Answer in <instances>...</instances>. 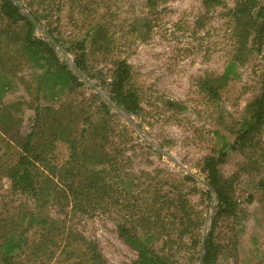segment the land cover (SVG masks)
<instances>
[{"label":"rangeland","instance_id":"1","mask_svg":"<svg viewBox=\"0 0 264 264\" xmlns=\"http://www.w3.org/2000/svg\"><path fill=\"white\" fill-rule=\"evenodd\" d=\"M236 1L224 0L223 6L206 16L200 0L19 1L22 7L28 6L40 14L42 30L45 31V26L54 28V36L68 50L63 51L57 44L67 61L72 62L74 55L80 53L73 44L84 41L85 69L81 73L89 84L80 78L78 82L82 86L70 92L65 90L53 99L42 94L39 100L42 106L54 109L71 105L79 128L85 127L81 122L85 114L96 111L98 106L91 96L97 92L90 84L96 87L97 95L106 99V90L99 85L101 80H109L115 66L122 61L130 66L132 86L137 90L142 112L135 117L110 108L108 117L112 126L108 139L119 153L115 171L107 173L110 176L105 174L111 189L109 197L101 207L95 206L94 211L84 215L77 213L70 218V224L97 245L106 264H131L137 258L117 231L118 224L130 226L131 214L139 225L130 233L144 238L152 234L150 244L162 261L198 264L199 245L189 248L195 234L191 237L181 233L184 228L180 225L184 215L181 205L185 203V207L192 210L191 217L201 222L195 231L202 240V235L206 236L210 230L212 208L216 203L202 194L205 191L202 159L214 155L222 142L233 140L235 120L256 88L264 60L263 46L252 63L235 68L239 77H233L215 107L204 104L197 92V80L205 73L220 75L223 72L230 52L227 14ZM5 24L6 21L0 22V30ZM12 30L16 35L18 28ZM15 66L17 83L18 79L27 80L32 74V69L21 59ZM29 97L32 96L22 85H17L4 100L23 101ZM80 109L83 113H79ZM221 115L231 131L221 126ZM21 118V130L18 127L14 130H19L23 137L30 130L33 110L24 107ZM222 134L226 136L223 141ZM17 140L0 129V141L10 147L1 145L4 161L9 163L16 155ZM260 142L264 147V130ZM256 149L250 148L245 155L230 152L220 168L224 181L231 184V197L238 206V222L227 227L225 219L218 220L213 242L221 250L215 264H264V189H255L256 182L264 178V159ZM249 161L254 164L251 166ZM36 164L38 172L42 173L43 165ZM190 175L191 181L186 180ZM24 204L31 205L32 200L12 192L9 181L1 177V214ZM48 206L40 198L35 212L47 208V212L50 210V214L55 215L58 208ZM39 228L33 226L25 233L27 243L35 244L41 238L43 231ZM147 230L150 234H146ZM60 250L54 251L49 264L60 259Z\"/></svg>","mask_w":264,"mask_h":264},{"label":"trees","instance_id":"2","mask_svg":"<svg viewBox=\"0 0 264 264\" xmlns=\"http://www.w3.org/2000/svg\"><path fill=\"white\" fill-rule=\"evenodd\" d=\"M200 2L205 16L224 5V0ZM23 7L27 8L39 28L43 29L40 14L28 6ZM227 17L230 52L223 72L220 75L205 73L196 84L204 104L213 107L222 100L225 88L233 77H239L235 68L252 63L254 56L259 55L264 46V0H237L234 8L228 10ZM4 21L6 24L0 30V38L4 39L0 41V129L11 139H18V149L9 163L8 160L4 161L5 153H0V178L5 177L11 191L27 196L32 204L19 205L5 214L0 212V264H49L55 255L54 251L59 248L61 257L54 260L53 264H106L97 245L70 224V218L77 213L84 215L94 211L95 206L101 207L105 198L109 197L111 189L106 183V176L115 171L116 155L119 153L108 139L112 126L108 117L110 108L99 95L92 94L98 106L96 111L85 114L86 117L81 119L85 127L79 128V121L71 105L60 109L42 106L39 103L42 94L43 97L53 99L65 90L70 92L74 87L83 85L78 82L80 77L65 62L62 53H58L52 44L46 43L43 36L36 35L38 32L28 17L10 0H0V22ZM13 27L18 28L16 35ZM45 27V32L56 44L62 46L54 36V28ZM73 45L80 53L74 55L71 63L75 69L83 72L84 41ZM62 49L68 51L64 47ZM18 59L32 69L27 80L18 79L19 83L14 81L17 72L14 68ZM17 85H22L33 98L6 102L5 95L16 89ZM99 85L105 88L106 99L111 104L126 115L140 116V98L132 86V73L128 64L124 61L117 64L109 80H101ZM247 102L240 117L235 120L233 140L222 142L214 155L204 157L201 162L204 182L213 191L211 195L205 187L202 194L216 201L212 208L210 230L204 239L202 264L217 263L221 248L214 244L213 237L218 220L225 219L227 227L238 222V206L231 197V184L224 181L220 170L228 154L240 152L245 155L250 148L257 147L256 150L261 151V159H264V147L260 142L264 130V60L256 88ZM24 107L33 110V120L29 132L22 137L14 127L21 130ZM79 113H83V109ZM219 117L221 126L231 131L224 124V116ZM225 137L223 134L220 136L222 141ZM2 144L10 148L7 143L0 141V152ZM36 162L43 165L42 173L38 172ZM249 163L251 166L254 164L253 161ZM185 179L191 181L192 177L187 176ZM255 189H264V178L256 182ZM40 198L46 206L58 208L55 215L50 214V210L47 212V208L35 212ZM113 203L117 205L115 201ZM181 210L184 214L180 223L184 225L182 235L192 237L195 234L189 248L200 247L201 240L195 229L201 222L191 217L192 210L186 208L185 203L181 205ZM128 219L130 226L118 224L117 231L119 238L137 254L131 264H168L162 261L150 244L152 234L148 230L146 234L150 235L145 238L131 234L139 221L134 214ZM155 221L163 223L159 219ZM33 226L43 231L35 244L32 241L27 243L25 236Z\"/></svg>","mask_w":264,"mask_h":264},{"label":"water","instance_id":"3","mask_svg":"<svg viewBox=\"0 0 264 264\" xmlns=\"http://www.w3.org/2000/svg\"><path fill=\"white\" fill-rule=\"evenodd\" d=\"M10 1L13 2V3H14V4H15V5L21 10V12H22L25 16L28 17V19L30 20V22L33 24V26H34L36 32L39 33V34L37 33V36H38V37H39V35L43 36V37L46 39V40H45L46 43H50V44H52L53 47L55 48V50H56L57 52H61V51L59 50V48L57 47V44H56L55 41L49 36V34H48L47 32H45L44 30H42V29L39 28L38 23L33 19V17L31 16V14H30L28 11H26V10L20 5V3H19L17 0H10ZM61 53H62V52H61ZM62 54H63V53H62ZM63 55H64V54H63ZM65 62H66L68 65L70 64V68H71L72 70L75 71V73L77 74V76H79V77H80L85 83L89 84V80H88L87 78H85L79 70L75 69V67L73 66V64H72L71 62L67 61V59H65ZM90 87H91L92 90H94L95 92H97V94H99L98 91L96 90V87H95L94 85L90 84ZM101 99H102V100H103V101L109 106V108H111V109H113V110H116V111H118V112H121V113L125 114L121 109L115 107V106H114L113 104H111L107 99H104V97H101ZM125 115H126V114H125ZM160 152L163 154V156H166V154H165L163 151L160 150ZM166 157H167V156H166ZM190 176H191V175H190ZM202 184H203L204 187H206L208 190H210L211 195H213V191H212V189H211L210 187H207L205 182H203ZM204 239H205V234L202 235L201 246H200V254H199V258H198V264H202V258H203V252H204V241H205Z\"/></svg>","mask_w":264,"mask_h":264}]
</instances>
